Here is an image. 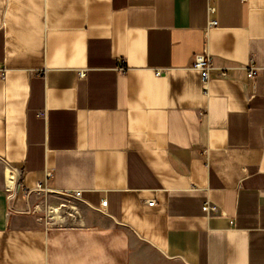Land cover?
Instances as JSON below:
<instances>
[{
    "label": "crops",
    "instance_id": "0c3cea01",
    "mask_svg": "<svg viewBox=\"0 0 264 264\" xmlns=\"http://www.w3.org/2000/svg\"><path fill=\"white\" fill-rule=\"evenodd\" d=\"M0 264H264V0H0Z\"/></svg>",
    "mask_w": 264,
    "mask_h": 264
},
{
    "label": "built area",
    "instance_id": "2783aa9c",
    "mask_svg": "<svg viewBox=\"0 0 264 264\" xmlns=\"http://www.w3.org/2000/svg\"><path fill=\"white\" fill-rule=\"evenodd\" d=\"M208 11L210 14H212L214 12V9L209 7ZM215 26H216V22L214 20H210L208 22L207 28L211 29V28H214ZM192 68L200 73L202 86L204 89H206V85L210 79L211 72L214 70L210 56L205 52L195 55ZM247 70H248L247 77L251 80H253L256 77V75L258 74V68L252 62L247 66ZM118 71L119 72H125L126 71V67L124 66L123 63H121L120 66L118 67ZM221 72H222V76H225L223 71H221ZM156 74L158 75L159 73H156ZM77 77H78V79L83 80V79H85L86 74H85V72L80 71V72H77ZM6 169L9 170L11 172V174L16 178V183H15V186H16L17 179H18L17 170L15 168L11 167L10 165H7ZM46 176L50 177L51 174L46 173ZM15 186H14V188H15ZM68 198H71L74 200H81V193L75 192L73 194L68 195ZM106 205H107V201H102L100 208L103 209L106 207ZM147 205L149 207H152L154 205V201L148 202ZM202 210L206 213H210V212H215L216 209L214 207H211L208 204H206L202 208ZM49 223H51V220H49Z\"/></svg>",
    "mask_w": 264,
    "mask_h": 264
},
{
    "label": "rangeland",
    "instance_id": "374dc122",
    "mask_svg": "<svg viewBox=\"0 0 264 264\" xmlns=\"http://www.w3.org/2000/svg\"><path fill=\"white\" fill-rule=\"evenodd\" d=\"M47 210L53 225L72 226L77 223L79 214L76 208L64 198L50 195Z\"/></svg>",
    "mask_w": 264,
    "mask_h": 264
},
{
    "label": "bare ground",
    "instance_id": "6f19581e",
    "mask_svg": "<svg viewBox=\"0 0 264 264\" xmlns=\"http://www.w3.org/2000/svg\"><path fill=\"white\" fill-rule=\"evenodd\" d=\"M5 182H6V188L8 190L7 192L13 191L16 183V178L11 174L9 170L6 171Z\"/></svg>",
    "mask_w": 264,
    "mask_h": 264
}]
</instances>
